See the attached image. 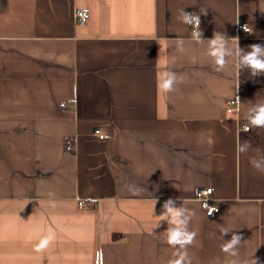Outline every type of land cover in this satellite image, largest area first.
<instances>
[{"label": "crops", "instance_id": "crops-1", "mask_svg": "<svg viewBox=\"0 0 264 264\" xmlns=\"http://www.w3.org/2000/svg\"><path fill=\"white\" fill-rule=\"evenodd\" d=\"M217 32L244 51L264 44V0H0V264H168L169 198L195 212L193 264H228L232 232L240 259L264 264V173L249 162L264 156V129L245 131L264 74L231 58L216 71ZM162 71L184 82L165 95ZM203 188L212 217L195 199Z\"/></svg>", "mask_w": 264, "mask_h": 264}, {"label": "clouds", "instance_id": "clouds-1", "mask_svg": "<svg viewBox=\"0 0 264 264\" xmlns=\"http://www.w3.org/2000/svg\"><path fill=\"white\" fill-rule=\"evenodd\" d=\"M178 19L182 23L195 25L198 29L200 23L199 16L180 9ZM243 30L245 32L252 31L248 29L247 25L243 26ZM197 37L201 43L204 42L201 39L199 31L197 32ZM229 39L222 33L217 32L213 34L211 39L207 40L206 52L212 58L215 70L218 72L224 71L230 63L228 58H231L236 63L237 68L249 69L252 77L264 74V44H251L248 46L249 50L244 51L239 46L237 37H234L236 42L234 48L229 46ZM177 47L180 52H184V41H179ZM184 79L185 77L182 74L172 71H162L157 77V88L161 93L167 95L174 92L176 85L183 83ZM236 102L240 104L238 97L236 98ZM246 119L248 123L245 125V131L252 130L253 128L264 129V102L250 103ZM251 146V143L248 141L241 142L238 145V152L246 153ZM249 162L255 170L264 173V156L251 157ZM50 195H54V193H50ZM216 210L210 209L208 215H211ZM194 216L195 212L192 209L181 205L177 206L176 200L173 198H169L163 202L162 212L159 217L160 222L163 221L167 224L165 242L175 249L173 253L174 258L170 259L168 264H193L188 247L194 244L198 235L197 231L189 229V224ZM159 223L157 226H159ZM228 233V229H223L221 238ZM55 240V232L49 231L35 245V252L41 254L42 257L43 253ZM241 243L242 236L237 232H232L230 239L225 240L221 246V251L229 258L228 264H259L257 258L251 257L250 261H242L240 259L239 247Z\"/></svg>", "mask_w": 264, "mask_h": 264}, {"label": "built area", "instance_id": "built-area-1", "mask_svg": "<svg viewBox=\"0 0 264 264\" xmlns=\"http://www.w3.org/2000/svg\"><path fill=\"white\" fill-rule=\"evenodd\" d=\"M88 10L87 9H77L74 12V18L76 20V22H78L79 24H84L86 23V21L88 20ZM243 26L244 24L238 26V31L246 34L248 32H245L243 30ZM249 29V28H248ZM95 134L100 138L103 139L104 135L101 134L100 130H96ZM211 189L210 188H203V189H199L196 191L195 193V199L198 200L201 205L202 208L204 209V211L206 212V214L208 215V212L210 209H217L215 206L212 205V197H211ZM207 205V207H206ZM216 212H218V209L213 212L211 215H208L210 217H212Z\"/></svg>", "mask_w": 264, "mask_h": 264}]
</instances>
